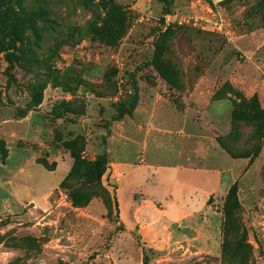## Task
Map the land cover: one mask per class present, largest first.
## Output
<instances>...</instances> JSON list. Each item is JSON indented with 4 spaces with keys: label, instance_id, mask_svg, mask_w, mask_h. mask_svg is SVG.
Listing matches in <instances>:
<instances>
[{
    "label": "rangeland",
    "instance_id": "1",
    "mask_svg": "<svg viewBox=\"0 0 264 264\" xmlns=\"http://www.w3.org/2000/svg\"><path fill=\"white\" fill-rule=\"evenodd\" d=\"M162 4L0 0V264H264V136L231 117L251 100L264 114V7ZM120 104L131 111L116 118ZM102 153L100 189L83 192L82 163ZM116 165L152 174L126 208ZM176 166L217 170L220 188L143 239L119 205L127 223L137 206L161 209L143 187ZM229 187L240 208L224 232Z\"/></svg>",
    "mask_w": 264,
    "mask_h": 264
},
{
    "label": "crops",
    "instance_id": "2",
    "mask_svg": "<svg viewBox=\"0 0 264 264\" xmlns=\"http://www.w3.org/2000/svg\"><path fill=\"white\" fill-rule=\"evenodd\" d=\"M117 172H124L122 174V180L119 183V187L116 190L117 193L126 191L128 199L124 203L126 208L130 203V194L137 187L138 180L141 176V168L130 169L126 165H116ZM144 173L151 178L152 174L144 171ZM178 174H197L204 181L202 185L186 182L181 179H175ZM140 176V177H138ZM153 184L144 186L143 191L147 194H152L158 201L162 202L161 209H155V211L146 209V211L139 212L137 209H133L130 215V220L125 222L122 219L119 205V215L122 223L126 226L129 224L138 225L139 233L142 238L148 239L149 234H145L150 228L157 227L159 229L167 226L176 225L182 220L189 218L201 211L205 206V201L208 195L217 191L219 187V173L214 169H207L203 167H189V166H176V167H164L157 170V174L152 178ZM145 214L149 216L146 217ZM150 226V228H149Z\"/></svg>",
    "mask_w": 264,
    "mask_h": 264
},
{
    "label": "trees",
    "instance_id": "3",
    "mask_svg": "<svg viewBox=\"0 0 264 264\" xmlns=\"http://www.w3.org/2000/svg\"><path fill=\"white\" fill-rule=\"evenodd\" d=\"M162 11L164 13H167V10L169 6L171 5V0H162ZM260 3L264 7V0H260ZM9 26L13 29L16 27L17 18L15 14H10L9 19ZM13 46V43H11ZM249 106L247 105V108H241L232 110L231 117L232 120H243V121H250L249 126L252 127V129H255L260 132V134H257V139H261L264 136V114L261 112V110L258 109L255 101L251 100L248 102ZM133 107V105H132ZM131 110L129 108L124 107L122 104L118 105L116 108V118L121 117L122 115L128 114ZM249 111V113H248ZM260 130V128H262ZM217 142L219 146L226 151L227 154H229L233 158H243L248 156V152H241L237 153L234 151H231L229 148H227L223 141L219 138H217ZM259 147L253 146L252 150L249 152L251 156H256L258 154ZM77 164V160L74 158V164L75 166ZM73 169V168H72ZM107 169V160L105 157V154L102 153L100 156L95 158L94 160L84 162L82 163V170H83V181H82V191L90 193L95 189H100L99 183L102 175ZM103 197V196H102ZM110 200L106 197V206H108ZM240 205L237 200V195L234 187H229L228 191L225 194L224 198V205L222 208L223 216H224V232H227L228 229L235 224L236 216L239 211ZM242 233H245V229H242Z\"/></svg>",
    "mask_w": 264,
    "mask_h": 264
}]
</instances>
